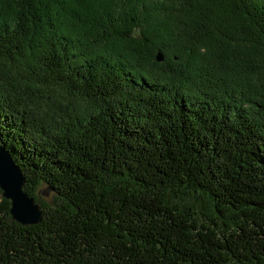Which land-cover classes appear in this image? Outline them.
<instances>
[{"label":"trees","instance_id":"16d2710c","mask_svg":"<svg viewBox=\"0 0 264 264\" xmlns=\"http://www.w3.org/2000/svg\"><path fill=\"white\" fill-rule=\"evenodd\" d=\"M0 145V264H264V0H0Z\"/></svg>","mask_w":264,"mask_h":264},{"label":"water","instance_id":"95a60500","mask_svg":"<svg viewBox=\"0 0 264 264\" xmlns=\"http://www.w3.org/2000/svg\"><path fill=\"white\" fill-rule=\"evenodd\" d=\"M155 59L163 60V54L157 52ZM25 177L10 153L0 145V189L4 198L10 201V213L14 220L22 225L40 222L42 213L40 204L24 191Z\"/></svg>","mask_w":264,"mask_h":264},{"label":"rangeland","instance_id":"374dc122","mask_svg":"<svg viewBox=\"0 0 264 264\" xmlns=\"http://www.w3.org/2000/svg\"><path fill=\"white\" fill-rule=\"evenodd\" d=\"M163 60H164V56H163ZM31 74L28 71H22L21 69L18 72H14L13 73V78L11 81H19L20 83H26L30 81ZM20 89V88H19ZM12 90L15 92V88H12ZM22 91V90H21ZM27 92V95L25 97L32 99L33 101L35 100H39L40 104H42L43 106L48 107H54L57 110L61 111L62 109L65 108L66 103L61 101V100H53L50 101L53 104H50L47 102L46 99H44L43 97H40V92L39 90L35 89V88H29L26 90H23V93ZM63 98V97H61ZM65 99V98H63ZM45 110V109H44ZM47 112H50L48 110H45ZM52 190L46 185V184H41L40 186H38L37 190L35 191V198L37 202H46V201H50L52 199Z\"/></svg>","mask_w":264,"mask_h":264}]
</instances>
